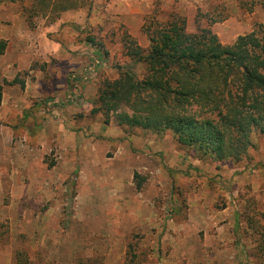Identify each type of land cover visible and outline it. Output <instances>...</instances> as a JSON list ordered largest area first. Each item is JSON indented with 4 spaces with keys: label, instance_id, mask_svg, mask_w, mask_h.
I'll return each instance as SVG.
<instances>
[{
    "label": "rangeland",
    "instance_id": "rangeland-1",
    "mask_svg": "<svg viewBox=\"0 0 264 264\" xmlns=\"http://www.w3.org/2000/svg\"><path fill=\"white\" fill-rule=\"evenodd\" d=\"M31 6L0 0V264L21 249L37 264H264L262 137L220 163L92 112L119 67L144 76L128 37L147 49L143 29L179 17L230 45L264 24V0H78L29 19Z\"/></svg>",
    "mask_w": 264,
    "mask_h": 264
},
{
    "label": "trees",
    "instance_id": "trees-1",
    "mask_svg": "<svg viewBox=\"0 0 264 264\" xmlns=\"http://www.w3.org/2000/svg\"><path fill=\"white\" fill-rule=\"evenodd\" d=\"M31 1L29 19L78 8V0ZM143 30L149 48L130 37L125 44L127 56L144 67L143 78L119 67V77L99 89L93 114L102 113L106 124L114 115L120 127L171 132L178 145L202 159L239 163L249 158L256 140L264 139V24L230 45L209 28L189 33L179 17ZM7 45L0 40V56ZM2 91L0 85V104ZM16 264L37 263L21 249Z\"/></svg>",
    "mask_w": 264,
    "mask_h": 264
}]
</instances>
